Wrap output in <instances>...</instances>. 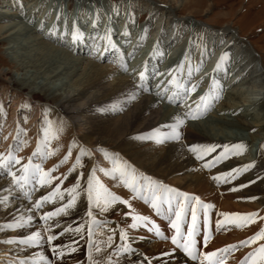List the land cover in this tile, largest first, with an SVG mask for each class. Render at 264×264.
<instances>
[{
  "label": "bare ground",
  "instance_id": "obj_1",
  "mask_svg": "<svg viewBox=\"0 0 264 264\" xmlns=\"http://www.w3.org/2000/svg\"><path fill=\"white\" fill-rule=\"evenodd\" d=\"M3 1L4 5L0 8V50L11 74L7 77L8 72L0 69V105H3L6 112V117L0 114V125L3 126L0 137L14 139L16 124L19 122L22 128L28 130L24 138H30L28 145L23 148L27 151L20 155L26 158L36 148L44 114L43 119L51 121L53 129L59 130L60 122H64L63 131H58L59 139L51 141L52 147L57 144L62 147L44 161L46 166L52 167L60 161L73 141L75 146L71 149L68 161L53 173V176L60 179L46 185L47 190L35 189V197L31 199L25 197L18 186L12 185L7 174L0 175V264H20L21 260L25 264H33V258L37 264H44L39 260L41 254L48 260L54 259L56 264H70L78 260L79 264H90L89 227L92 229L91 256L96 264H109V259L111 264H199V261H192L182 249L172 244L171 236L176 234L171 227L174 212L168 211L167 204H161L162 211L157 213L152 207L149 181L143 177L214 205L208 211L207 228L204 225L203 209L197 207V231L194 239L199 251H213L224 248L225 244H235L236 249L227 254L224 264H238L245 253L264 242L257 241L244 247L237 244L264 227V219H255L244 227L230 223V228L227 223L217 227V219L224 218L219 215L210 216L219 211L241 214L256 212L258 217H264V59L252 51L241 39L239 32L228 29L229 26L216 30L197 23L191 27L190 20L177 18L176 15L180 12L177 5L185 7L196 3L195 0H176L177 5L165 4L161 0H118L114 5L106 3L103 13L102 3L105 2L97 0L93 10L88 6L74 11L76 23L86 24L81 27L86 33L84 41L74 44L70 36H59L64 21L61 20V15L60 20L55 16V11H58L56 0ZM48 1L51 2L49 5ZM65 2L67 8L72 9L73 2ZM62 3L63 1L61 5ZM123 12L130 16L134 13L136 19H140L144 12H149L144 29H148L146 39L155 36L152 40H158L159 46L156 49L144 47V39L136 34L125 36L121 31L126 28L127 23L120 18ZM93 20L96 21L95 25ZM41 21L44 23L43 29L40 27ZM67 21L68 25L72 24ZM54 22L60 25L57 35L48 31ZM103 26L104 30L111 29L112 41L124 53L125 59L128 53L137 55L140 52L131 60L132 63H127V71L113 62L116 50L105 53L102 58L90 54L93 40L89 37ZM190 29L191 36L184 38ZM197 33H203L210 49L214 45V54L209 52L201 56ZM221 39L224 44H220ZM177 48L180 54L178 64L184 60L185 55L191 63L190 66L184 60L183 64L192 69L190 75L177 71L186 78L188 84H197L203 94L213 88V77L219 81L223 90L232 86L219 99H214L211 108L195 122L185 121L179 129V140L168 138L171 129L167 125L173 123L176 116H184L188 105L180 101L169 102L164 99L165 96L168 97L167 94H160L167 88L164 83L169 68H164V63L162 64L166 58L165 52L176 51ZM101 51H104L103 47ZM221 51L230 54L226 73L224 70L213 71ZM146 60L150 78L145 83L147 90H144L137 86L140 84L138 73L143 70ZM201 60L203 65L196 71ZM102 61L108 63L103 64ZM204 68L208 76L205 74L202 78L197 77V72L202 73ZM153 69H158L161 75H151ZM130 94H134L135 98L128 99ZM22 103L24 107H21ZM247 103L254 105L247 108ZM253 107L255 109H251ZM232 128L248 131L249 134L245 137L238 136ZM238 143L246 146L241 154L230 155L227 159L214 163L212 167L204 166L207 161L224 151L223 145ZM255 144L258 146L252 151ZM9 145L0 149V153H6ZM189 145L217 147L198 159ZM81 147L90 151L91 155H82L83 166L75 168L83 172L80 179L77 173L69 172V169L80 154ZM100 149L118 153L121 160L127 161L136 169L139 193H134L118 176L113 178L100 170L112 167ZM23 162L25 161L22 160L21 163ZM250 163L253 166L247 171L240 172L239 175L233 174L235 179L225 177L219 182L213 179L220 173ZM15 167L18 169L19 165ZM93 167L96 168L95 175L100 183L119 196L121 201L127 200L128 204L118 201L103 212L100 205L94 203L89 206L84 189ZM78 178L81 188L76 190L80 195L75 203L45 222L41 218L43 213L67 204L71 196L69 190ZM58 183L63 198L58 196L47 202L46 206L36 209L35 200L45 195L46 191L51 192ZM27 188L30 189L31 185ZM158 194L166 195L162 189L158 190ZM145 195L148 196L147 200L143 198ZM5 198L7 206L2 202ZM191 203L194 204L195 201ZM172 206L175 209L176 201H173ZM89 211L92 216L88 215ZM138 215L148 219L137 221L135 217ZM28 216L32 217L31 221L27 224L21 221L22 226L14 227L16 234L26 237L33 231H40L41 243L33 247L21 246L17 240L15 243H8V240L15 238L3 226ZM104 218L107 219L106 225L100 223ZM133 224L136 226L133 227ZM190 224L192 213L188 207L180 222L185 234ZM45 227L48 228L47 232L44 231ZM97 228H100L99 233H95ZM157 228L163 233L162 236L156 234ZM121 230L125 232V240L120 239ZM205 232L209 234L206 243ZM48 235L55 236L51 243L47 240ZM53 246L64 253L62 258L53 255ZM124 246L129 251H120L117 258L113 249L118 251ZM97 248L99 251H96Z\"/></svg>",
  "mask_w": 264,
  "mask_h": 264
},
{
  "label": "snow or ice",
  "instance_id": "obj_2",
  "mask_svg": "<svg viewBox=\"0 0 264 264\" xmlns=\"http://www.w3.org/2000/svg\"><path fill=\"white\" fill-rule=\"evenodd\" d=\"M57 20H60V13H57ZM96 21H93L95 25ZM41 29L44 27L43 21L40 23ZM60 25L57 23H53V26L49 28V33L52 35H57L58 29ZM148 29H144L145 35L141 37V39H146ZM127 35V32L125 33ZM60 38H64L67 36L71 37L72 42L75 44L77 42H83L85 38V34L81 29L78 27L75 20L72 21L71 29L68 27L67 18L64 20L63 31L59 32ZM89 39L93 40V46L90 50V54L96 56L98 58H102L105 53H109L112 50H116V56L113 62H116L120 65V67L127 71V63L125 62L124 53L121 52L117 45L111 39V30H107L104 36L100 37V40L104 41L103 45L96 41L95 36H90ZM197 39L200 41L199 47L201 49V56H205L209 52L214 54V45L213 48H209L207 41L204 38L203 33H197ZM191 42V41H190ZM220 44H224V41L221 39ZM101 47H103L104 51H101ZM156 48V45L153 46ZM133 53H128V56L131 57ZM160 55L162 56L163 53L161 52ZM229 52L221 51L219 58L216 61L215 67L213 69L214 72L224 70L225 73L227 72V62L229 60ZM188 56L185 55L184 60H188ZM184 60L180 62L179 65L175 66L174 68L168 69V74L171 76V79L168 80V85L171 86L172 91L169 93L168 88L163 89L160 93L161 95L167 94L169 102L175 103L180 101L184 103L187 101L188 96L191 92H194L198 87L195 83H185L183 82L182 75H178L177 71L182 72ZM203 65V60L197 65L196 70L199 71ZM140 84L137 86L139 88H145L146 81L150 78L149 71H148V61L146 60L143 65V70L139 73ZM151 75H161L158 69H153ZM190 75V72H189ZM213 88L209 89L203 95L198 98V101L194 105H189L188 111L184 114V116H176L174 118V122L167 125L168 128L171 129L168 138L179 140L181 138V132L179 131L180 127L185 123L186 119H198L201 115H203L208 109L211 108L213 100L219 99L223 93L222 85H220L219 81L213 77L212 79ZM159 87V85L157 86ZM135 95L130 94L128 99H134ZM25 105L22 103L21 107ZM0 114L6 117V112L3 109V105H0ZM44 114H42L43 123L40 128V135L37 136L36 140V148L32 151V153L25 157H21L19 152L22 148L26 147L30 142V138L25 139L24 136L27 134V129L22 128L20 123L17 122L16 124V136L14 137V141L12 145H9V148L6 153H0V175L7 174L11 180L12 185L18 186L23 192L25 197L31 199L32 192L35 191L37 186L43 187L52 183L53 180L60 179L59 177H55L52 173L59 167L61 163H66L71 156V149L75 146V141H73L68 146V152L54 164L51 168L45 169L43 167L44 161H46L50 156L55 155L62 145L57 144L56 147L51 146V141L53 139H59L58 131H63L64 122H60L59 130L53 129L52 122L46 119H43ZM27 118H25L26 120ZM2 125H0V130H2ZM6 138V137H5ZM217 147L216 145H189V148L192 152L196 153L197 158L201 159L204 155H207L209 152L213 151L214 148ZM222 148L224 151L220 152L218 155L214 156L212 160L207 161L205 163V167H212L214 163H218L221 160L227 159L230 155H239L241 154L246 146L243 143L233 144V145H223ZM104 153L106 159H108L112 167L109 169L101 168L100 170L105 173V175L112 176L116 178L117 176L124 184L131 188L134 193H139L140 189L137 187V179H136V169L128 164L127 161H123L120 159L118 153H110L106 149H100ZM91 155V152L87 149L81 147L80 154L76 156L75 162L73 163L72 167L69 169V172L74 171L77 166L82 167L81 164V156L82 155ZM25 161L21 163V161ZM39 161V162H35ZM254 163V162H253ZM19 165V168L16 169L15 166ZM253 166L252 163L243 165L240 168H232L228 172L220 173L217 176L213 177V179L219 182L221 179L225 177H230L235 179V175H239L240 172L247 171L249 168ZM96 168L93 167L91 172L89 173L88 180H87V187L84 189L87 194V200L89 206L91 207L94 203L100 205V210L103 212L107 210V208L111 204H115L116 202L120 201L124 204H128L127 200L121 201V198L116 194L110 192L107 188L104 187L103 184L100 183L99 179L95 175ZM235 174V175H233ZM66 173L64 174L66 178ZM83 175V173H81ZM143 179L148 180V188L152 192L151 196V203L152 207L160 213L162 208L160 207L161 204L168 205V211L170 213L174 212L175 218L172 219L171 227L175 229L176 234L171 236L172 244L177 245L180 249L183 250L184 253L187 254L188 257L191 258L192 261H199V264H224L225 259L227 258V254L231 251L236 249V245H227L225 248L222 249H215L213 251H199L196 247V240L194 239L195 233L197 229L195 228V224L197 221V207L203 209V218H204V225L207 228L208 224V211L209 209L213 208L214 205L211 203H204L200 200L199 197L193 196L186 192H181L178 189L172 188L168 185H165L161 182L152 181L148 177H143ZM62 182V181H61ZM31 185V188L28 189L27 186ZM243 186V185H242ZM81 188L79 183V178L77 182L71 186L69 190L71 192V196L67 202V204L61 205L60 207L56 208L54 211H49L43 213L41 217L45 222L52 216H55L61 212L66 211L67 208L71 207L74 203L76 198L80 195L77 189ZM163 190L166 195L161 196L158 194V190ZM63 198V192L60 188V184L58 183L55 188L49 193L42 195L38 199L35 200L34 207L39 209L42 207L43 203L49 202L56 197ZM145 200L148 199V196L143 197ZM251 199H255V197H251ZM7 198L2 201L7 206ZM176 201V207L173 209L172 203ZM191 201H195L194 204ZM131 207V205H129ZM191 208L192 213V224H190L187 228V233L185 234L180 227L181 218L184 215L186 208ZM89 216H92V212H88ZM219 216L223 217L224 219H217L216 224L219 227L223 223H234L239 227H244L247 224L253 223L255 219H264V217H258L256 212L250 213H218ZM32 217L28 216L27 218L20 217L14 220L11 223L4 225L3 227L13 228V227H20L22 226L21 221L24 224H27L31 221ZM135 219L137 221H146L148 218L146 216H136ZM99 223V222H98ZM133 227L136 225L133 224ZM44 231L47 232L48 228L45 227ZM79 231V228L77 229ZM89 261L90 264H96V262L92 259L91 256V248H92V229L89 227ZM156 234L162 236L163 233L160 230L156 229ZM55 239V236L48 235L47 240L49 243ZM111 239V238H109ZM120 239L125 240L126 235L123 230L120 232ZM167 239V237H165ZM209 239V234L205 232L204 234V241L205 243ZM19 243L22 245H26L28 247L36 246L41 243L42 236L40 231H33L26 237L18 238ZM257 241H264V227H261L258 231H256L253 235L247 237L244 240L238 241V244L241 247L250 246L255 244ZM8 243H15L16 240L10 239L7 241ZM69 251H74V249H69ZM99 251V248L96 249ZM120 251L127 252L129 249L124 246L120 250L117 251V255H119ZM53 255L60 257L63 255L62 251H58L56 246L52 247ZM219 254V255H218ZM40 261H44L45 264H51V261H48L47 257L43 256L42 254L39 257ZM20 264H25V261L21 260ZM33 264H37V261L33 258ZM109 264H111V260L109 259ZM238 264H264V242L257 244L256 247L251 248L247 253H245Z\"/></svg>",
  "mask_w": 264,
  "mask_h": 264
},
{
  "label": "rangeland",
  "instance_id": "obj_3",
  "mask_svg": "<svg viewBox=\"0 0 264 264\" xmlns=\"http://www.w3.org/2000/svg\"><path fill=\"white\" fill-rule=\"evenodd\" d=\"M7 1V0H5ZM15 1V0H14ZM63 1L62 5L61 2ZM99 2H105L102 3V13L106 10L105 7L106 5H114V3H116L118 0H98ZM196 3H193L192 5H188V6H180L179 4L177 5L176 0H161V2L165 3V4H171V5H177L180 7V12L176 15L177 18L179 19H188L190 20L189 25L191 27H193L195 24H201L216 30H219L223 27H228V29H232L234 31H237L240 33L241 35V39L249 45V47H251L252 51L259 57L261 56L264 59V0H195ZM72 3V9H70L69 7L67 8V3L65 2V0H56V6H57V10L55 11V16L57 15V13H60V15L62 16L61 20H65V18H67V20H69V22L71 23L72 20H76L74 16H76L74 14L75 10H81L82 7L87 8L88 6H90V10H93L96 8L97 5V0H71ZM48 5L51 2H47ZM107 3V4H106ZM0 8L4 5V1L0 0ZM63 8L62 11H59L60 8ZM107 14V13H106ZM149 12H144L142 17L140 19H136L135 14L133 13L132 16H130L127 12H123L120 14V18L125 19L124 22L126 23V28H124L123 31L124 33L127 32V37L133 36V35H137V36H144V25L145 22L148 18ZM129 19V20H127ZM94 21V20H93ZM99 21V20H98ZM27 23L30 24V22L26 21ZM50 24H48L49 26ZM71 25H68L69 29H71ZM78 27L81 29V31L84 32V30L81 27H84V25L86 24H77ZM105 26L101 27V29H97L95 30L94 33H92V36H95V39L97 42H99L101 45H103L104 41L100 40L101 36H104L106 34V31L109 29H105ZM87 33L89 31V27H86ZM85 30V31H86ZM111 30V29H110ZM60 31H63V26L62 29H60ZM192 33V29L188 30V35L185 34L184 38L186 37H190ZM85 36L86 33L84 32ZM88 36V35H87ZM152 37L155 36H149L148 39H144L143 42H145L144 47H152L154 45H156V47H158V40H152ZM111 39H112V31H111ZM190 39V38H189ZM252 43H250V41ZM150 42V43H149ZM1 46V45H0ZM254 46V47H253ZM154 49V48H153ZM156 49V48H155ZM69 50V49H68ZM140 52H137V55L133 53V55L131 57H126V63H132L131 60L134 58V56H138ZM75 54V52H74ZM166 58L162 61V64L164 63L163 67H168L170 68H174L175 66L179 65V58H180V54L178 51V48L176 49V51H167L165 52ZM5 61V56L2 54L1 50H0V69H2L3 71H7L8 75L7 77L10 76L11 74V69L8 67V64L6 65ZM188 63H190V61L186 60ZM103 64H107L108 62H104L102 61ZM185 62V61H184ZM187 63V64H188ZM191 66V63H190ZM189 67H187V65L183 66V74H188L189 72L192 71V69H188ZM143 69V67H142ZM205 68L203 69V72L198 73V76H200V78H202L207 72L204 71ZM197 71V70H196ZM178 74V72H177ZM208 74V73H207ZM206 74V75H207ZM179 75V74H178ZM208 76V75H207ZM171 79V76L168 74L167 75V79L166 82L164 83V85H167V88L169 87V91L172 90L171 86L168 85V80ZM183 82L187 83L186 78H183ZM232 85V84H231ZM232 88V86H228L226 89L223 90V93L226 91H228V89L230 90ZM222 93V94H223ZM203 95V91H199L198 87L196 88V90L194 92H191L188 96L187 101L184 102V104L186 105H194L197 101L198 98ZM223 97V96H222ZM161 101H164V99H160ZM165 104H169L167 101H164ZM254 104H250L247 103L246 107H251ZM251 109H255V107L251 108ZM249 109V110H251ZM187 111H185L184 113H186ZM187 121H196L197 119H191L188 118L186 119ZM231 130V129H228ZM232 130L237 133L238 136H246L247 134H249L248 131H242L240 129L237 128H232ZM7 141L9 143H7ZM14 139L10 138L8 139H3L2 137H0V149H3L7 146V144L12 145ZM258 145L255 144L252 146V151H254V149L257 147ZM27 150L25 149H21V151L19 152V155L24 154ZM35 162H39V161H35ZM64 163H61L59 165V167H63ZM43 167L45 169L51 168V166H46L45 163H43ZM58 167V168H59ZM55 172V171H54ZM53 172V173H54ZM64 172V171H63ZM52 173V175H53ZM73 173H77L80 176L81 179V174L79 173H83L80 170H74ZM85 174V173H84ZM7 177V176H6ZM61 177H64L63 175ZM11 180L10 177H8V180ZM29 189V188H28ZM36 189L39 190H47V187L43 186H37ZM22 191V190H21ZM23 192V191H22ZM48 191H46L45 193H47ZM36 192H32L31 196L35 197ZM55 199V198H54ZM53 199V200H54ZM47 202H45L42 206H46ZM218 212H215L214 214L210 215L212 217H219L218 216ZM104 218L103 220H100V223L106 225L107 223V219ZM103 225V226H104ZM227 227H232L230 223L226 224ZM103 228V227H102ZM106 230H109V228H107L106 226L104 227ZM6 230L9 232V234L11 235L12 238H15V240H17V243L21 246H25L26 245H22L19 243L18 238H20L16 233V229L13 228H7ZM100 232V228L95 229V233H99ZM112 233H110V237H112ZM230 244V243H229ZM238 244V243H237ZM225 244L224 248L226 247ZM33 247V246H32ZM115 256L118 258L119 256L116 254L117 251L113 249L112 251ZM64 254V253H63ZM62 256L58 257V258H62ZM122 257V256H121ZM112 260H114L112 258ZM51 261V264H56L54 259L53 260H48ZM79 261V260H78ZM76 261L75 263H70V264H79L80 262ZM115 261V260H114ZM31 263V262H30ZM43 263L45 264V262L43 261ZM238 263V262H237ZM62 264H69V263H62Z\"/></svg>",
  "mask_w": 264,
  "mask_h": 264
}]
</instances>
